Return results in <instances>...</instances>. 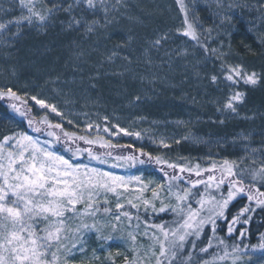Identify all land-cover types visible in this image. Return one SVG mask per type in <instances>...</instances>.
<instances>
[{"label":"snow or ice","instance_id":"1","mask_svg":"<svg viewBox=\"0 0 264 264\" xmlns=\"http://www.w3.org/2000/svg\"><path fill=\"white\" fill-rule=\"evenodd\" d=\"M38 2L10 0L7 9L0 4V39L18 38L25 25L47 29L60 12L69 17L61 22L66 29L83 28L86 34H92L104 25L88 19L85 13H103L107 24L111 22L109 13L123 4V0H44L45 6L39 9ZM175 2L183 15L182 28L176 29L175 35L171 31L157 34L149 41L145 55L185 37L193 42V56L196 50H202L205 57L217 55L218 49L210 48L208 43L212 32L237 26V9L258 14L249 21L252 27L255 20L264 22V0H210L206 7L211 8L214 19L208 28L196 16L199 0ZM17 8L20 15L13 16ZM77 8L80 16L75 15ZM260 42L264 44V34ZM174 51L177 56L189 55L183 46L178 45ZM118 55L113 50L108 59ZM124 59L131 63V57ZM219 73L210 76L211 84L227 82L230 91L217 112L239 115L238 106L244 103L246 94L231 89L241 82L256 85L259 77L242 65L226 61L221 62ZM140 100L136 95L130 103ZM4 101L8 103H0V123L27 127L0 140V264H73L77 256H88L92 236L97 247L92 248L90 259L101 261L99 252L110 247L117 232L121 233L120 242L126 245L125 252L113 255L109 251L107 264H116L121 255L123 264H229V260L239 264L241 254L248 257L245 264H264V233L259 234L258 243H245L248 233L243 227L258 211L264 215V145L245 144L244 155L237 159H212L207 165L183 157L174 161L145 151L143 145L114 142L113 138L121 134L135 140H141L144 134L112 123L107 115L103 126L99 119H86L82 125L68 119V125L80 128L79 132H70L48 115L34 117L33 107L38 105L61 121L65 119V113L46 99L27 97V93L21 95L6 86L0 87V102ZM189 139L198 142L190 135L174 142ZM152 142L164 149L172 148L164 138ZM205 158L211 159V154ZM117 168L125 174L112 171ZM149 168L160 173L158 181L144 182L143 172ZM240 201L246 202L229 219L231 207ZM220 222L227 225V237L238 242L229 245L218 235ZM237 232L238 237L234 235Z\"/></svg>","mask_w":264,"mask_h":264},{"label":"rangeland","instance_id":"2","mask_svg":"<svg viewBox=\"0 0 264 264\" xmlns=\"http://www.w3.org/2000/svg\"><path fill=\"white\" fill-rule=\"evenodd\" d=\"M8 1L0 0V4H3L4 7ZM140 1L123 0V4L118 5L117 9L113 10L118 15L114 18V21L119 19L113 24L116 28L126 29L125 32H134V29H141L147 34V36L135 40V43H140L138 47L131 45L133 42L132 37L131 40L128 39L127 44H112L110 49H108L110 54L113 50H116L119 55L113 60L104 59L103 63L106 60L112 62L121 61L120 68L125 67L126 69L124 71L120 69L119 72V70H115L116 67L104 68L102 63L98 67L97 65H94L95 68L93 67L94 75L97 70H104L105 76L117 74L118 78H121L124 74H129V83L138 81L140 102L122 103L126 109H129L124 118H118L114 115L109 118L112 123H119L122 127L133 131H141L144 134L143 138L135 140V138H129L121 134L119 137H114L113 141H118L121 145L128 143H135L136 146L143 145L145 151H150L155 155H164L174 161L181 157L185 158V160H191L193 163L199 160L202 165L210 164L212 159L218 161L223 158L237 159L244 155L245 144H250L253 147L264 145V44L260 42V36L264 34V22L255 20V27L249 24V21L254 20L258 14L254 11L242 13L237 9L235 15L240 21L237 26L227 31L214 30L212 39L208 43L210 48L218 49L217 55L205 57L199 55L196 50V54L193 56V42L186 37L169 41L159 51L151 49L148 55H145V49L148 47L149 41L155 39L157 34L171 31L175 35L176 29L182 28L183 15L180 13L179 6L175 0H145L143 3H140ZM109 3H115V0H109ZM209 3L210 0H199L196 11L197 18L201 20L205 28L211 27L214 19L211 8L206 7ZM43 7L41 1H39L37 8L42 9ZM74 11L76 16L81 15L78 8ZM12 15L19 16L20 14L12 13ZM85 15L90 20H99V17H104L103 13L98 16H92L91 13H85ZM156 17H160V21L157 23L153 21ZM4 18L7 19L8 17ZM104 23L103 21L101 24L104 25ZM108 25L111 27L112 23L110 22ZM79 30L81 31L80 34L83 33V38L90 35L82 32V29ZM13 31H16V29L13 28ZM201 38L204 39L203 36ZM7 41L10 40L0 39V46H3ZM185 41H187L186 44ZM178 45L188 49L189 55L187 58L175 54L174 50ZM169 50H173L171 54H167ZM221 53L223 55L220 59H217V56ZM125 56L131 57V63L124 59ZM87 58L89 59V57ZM222 61L232 65H242L248 73L255 72L259 77L256 85H245L241 82L237 87L231 89V91L239 90L246 94L244 103L238 106L239 115L217 112V108L222 107L223 100L230 91L227 87V82L222 81L219 85H213L210 82L212 74H220L219 68ZM0 81H2L0 82V87L8 85L4 83V79H0ZM80 81L76 80V82ZM78 86L71 84V90L76 92ZM20 91H23L21 95L27 93V97L33 96L24 87ZM136 92L134 91V93ZM57 93L59 94V92ZM168 94L171 96L177 95L176 103L178 105L183 104L184 108L188 110V114L185 117L174 120L169 119V115L160 114V109L166 103L163 97ZM35 95L39 96L38 93H35ZM75 100L77 102V99ZM47 101L54 104L49 100ZM216 101H220V103L217 104ZM29 103L33 102L29 100ZM91 103L92 107L90 112L87 113V117L84 115L85 112L80 114L79 108H75L72 102L67 101L62 107L57 106L65 113L63 121L56 117L55 114L40 109L38 105L33 107V111L34 116L43 117L48 115V118L53 122L63 123L67 131L79 132V127L67 124L68 119L77 121L80 125L86 119H91L94 122L99 119L101 126H103V117L108 115L98 100H94ZM138 104L141 106L144 104L146 109L154 108L155 110L159 109V111H145L149 112L151 117L140 111ZM131 105H134V108L131 109ZM76 111H79V113L76 114ZM221 120H223V123L220 122ZM178 121L182 123L178 124ZM26 127L25 124L17 127L7 122L0 123V140L3 139L4 135L24 130ZM33 135L35 134L33 133ZM185 135L197 137L198 142L193 139L182 140L180 144L174 142L175 139H180ZM241 136H247L248 139L243 140ZM160 138H164L168 143L172 144L171 150L159 147L158 143L152 142L153 139L159 141ZM234 139L235 143H233ZM209 153L211 154V159H206L205 157ZM102 167L107 169V165ZM112 171L116 174H125L124 170L119 168ZM157 172H153L150 168L145 170L143 172L144 182L158 181L160 173ZM135 174L140 175L141 173L136 172ZM147 195L150 197L151 193L148 192ZM114 204L115 198H112L113 209ZM238 226L236 227L239 228ZM243 226L248 233L244 238V242L250 244L258 243L259 234L264 233V215H261L258 211L253 214V219ZM219 229L218 235L225 238L229 245L233 242H238V240L234 241L227 237V225L223 222H220ZM141 230H143V227ZM120 235L121 233L117 232L115 234L116 239L110 242V247L99 252L101 261H104L105 264H107L106 257L109 251L113 255L117 251L125 252L126 245L120 242ZM234 235L238 237L239 233L237 232ZM143 242L145 244L148 243L147 240ZM94 247H97V245L95 236H92L89 241L88 256L83 258L77 256L73 264H101V261H92L90 259L92 248ZM241 255L242 259L239 264H245L248 257ZM116 264H123L122 255L116 258ZM229 264H231L230 260Z\"/></svg>","mask_w":264,"mask_h":264},{"label":"trees","instance_id":"3","mask_svg":"<svg viewBox=\"0 0 264 264\" xmlns=\"http://www.w3.org/2000/svg\"><path fill=\"white\" fill-rule=\"evenodd\" d=\"M39 1L45 6L44 0ZM67 2L71 0H66ZM143 2L145 0L140 1V3ZM9 7L10 0L4 8ZM13 14H20L19 9L17 8ZM116 16H118L117 13L111 11L108 20L111 21L112 26L104 23V26L87 35L86 38H83L84 35L80 34V30L72 31L64 27L61 22L69 19L64 12L58 13L54 23L42 31L25 25L18 38L11 39L0 46V79H4V83L8 84L6 86L12 87L19 94H22L23 91L20 90L24 87L31 92L30 94L38 93L39 96L59 107L67 101L72 102L75 108H79L80 114L89 113L92 107L91 102L98 100L108 113V117L114 115L123 119L129 109H126L122 103L130 102L134 96L138 95L140 90L138 81L129 83V74H124L121 78H118L117 74L105 76L104 70H97L94 75V65L98 67L102 63L104 68L116 67L115 70L124 71L125 67L120 68L121 61L106 60L103 63V60L108 59L110 55L108 49L112 44H127L129 37H133L131 45L138 47L140 43H135V40L147 34L141 29L125 32L126 29L116 28L113 25L119 20L114 21ZM159 18L156 17L153 21L157 23L160 21ZM99 21L103 23L104 17H99ZM81 29L85 32L83 28ZM197 51L199 55L205 56L202 50ZM76 80L81 81L76 82ZM71 84L79 85L76 92L71 90ZM134 91L137 92L134 93ZM176 97L177 95L170 94L163 97L166 103L160 111L154 108L146 109L144 104L142 106L138 104V106L140 111L148 116L151 114L145 111H159L161 115H169V119L178 120L185 117L188 110L183 104L176 103ZM0 103H8V101ZM134 105L130 108H134ZM78 113L79 111H76V114ZM81 146L84 145L81 144ZM240 202L231 207L229 219L231 214L239 209L242 204Z\"/></svg>","mask_w":264,"mask_h":264}]
</instances>
